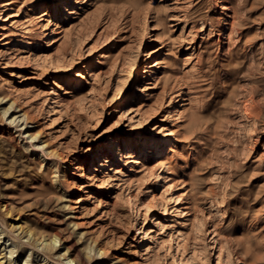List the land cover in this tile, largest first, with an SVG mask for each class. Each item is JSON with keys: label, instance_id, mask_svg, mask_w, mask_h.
<instances>
[{"label": "rangeland", "instance_id": "1", "mask_svg": "<svg viewBox=\"0 0 264 264\" xmlns=\"http://www.w3.org/2000/svg\"><path fill=\"white\" fill-rule=\"evenodd\" d=\"M57 1L0 0V264H264V0Z\"/></svg>", "mask_w": 264, "mask_h": 264}, {"label": "bare ground", "instance_id": "2", "mask_svg": "<svg viewBox=\"0 0 264 264\" xmlns=\"http://www.w3.org/2000/svg\"><path fill=\"white\" fill-rule=\"evenodd\" d=\"M73 3H74V0H58L56 3H53L52 5H51V7H52V9H53V11L55 12V14H57L58 16H62L63 15V18L64 17H66V16H70L71 14H73L72 13V10H73ZM52 13V12H51ZM56 15V16H57ZM149 40V38H147L146 39V41H145V43L147 42ZM153 52H154V50H152V51H147L146 53H145V55H147V58L149 59L151 56H152V54H153ZM148 72V76L151 78V79H154V77H155V70H154V65H153V63L152 62H148V64H147V67L143 70V73H147ZM79 73V76L81 77L82 76V73H80V72H78ZM182 94H183V91L181 90L180 91V94H179V96L181 97V99H182ZM180 105V104H179ZM244 112L247 114V117H249L251 120H252V122H256L255 121V119H253V118H256L257 116H258V113H254L252 110H250V107H247V106H245L244 107ZM254 110V109H253ZM171 111H175V108L174 107H172V109H171ZM170 111V112H171ZM125 112V111H124ZM248 119V118H247ZM167 139V138H166ZM165 139V140H166ZM129 140H131L132 142H134L135 141V136H133V137H131V139H129ZM131 142V143H132ZM138 142V141H137ZM145 142H147L146 140H145ZM166 142V141H165ZM150 144V146H155L156 144H159V143H161V142H159L158 141V138H152V139H150V140H148V142H147V144ZM167 143V142H166ZM166 143L164 144V145H162V147H161V149L158 151V153H162L163 152V150H165L166 148H165V146H166ZM97 151H99L98 150V148L96 149ZM143 151V150H142ZM142 151H141V149L140 150H137V151H132V152H130L129 154H127V155H129V158H132V161H135V157H136V155L137 154H139V153H142ZM147 152V151H146ZM165 154V153H164ZM116 161H117V159H116ZM130 161V160H129ZM106 162V161H105ZM102 165H106V163H103ZM107 166V165H106ZM106 168V167H105ZM4 208H6V207H4ZM27 232V231H26ZM0 233H1V231H0ZM28 234V233H27ZM27 238V237H26ZM50 241H51V239H49ZM56 242V240L54 239V240H52V245L54 244ZM0 243H2V241H0ZM44 243H46L47 244V241L46 242H44ZM50 244H51V242H49ZM41 244V243H40ZM3 245V248L2 249H4V246H5V244H2ZM1 245V246H2ZM55 245V244H54ZM12 248V247H11ZM6 249V248H5ZM4 249V250H5ZM12 250H9V254L10 253H13V252H11ZM68 258V257H67ZM70 258V257H69ZM73 260V259H72ZM69 261H70V259H69ZM10 264V263H9Z\"/></svg>", "mask_w": 264, "mask_h": 264}]
</instances>
